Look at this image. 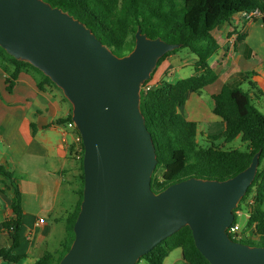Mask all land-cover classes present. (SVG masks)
I'll return each mask as SVG.
<instances>
[{"label": "water", "instance_id": "95a60500", "mask_svg": "<svg viewBox=\"0 0 264 264\" xmlns=\"http://www.w3.org/2000/svg\"><path fill=\"white\" fill-rule=\"evenodd\" d=\"M0 47L62 90L83 142V200L59 264H136L184 227L210 264H264V246L227 232L260 152L227 180L190 178L152 190L158 160L141 91L159 60L180 45L138 28L134 49L118 57L83 22L44 0H0Z\"/></svg>", "mask_w": 264, "mask_h": 264}, {"label": "trees", "instance_id": "16d2710c", "mask_svg": "<svg viewBox=\"0 0 264 264\" xmlns=\"http://www.w3.org/2000/svg\"><path fill=\"white\" fill-rule=\"evenodd\" d=\"M53 7L62 9L90 28L97 38L115 55L122 57L135 46L138 28L149 38H161L169 44L180 45L179 49L162 57L157 68L169 55L180 49H187L197 58L194 74L174 83L160 82L154 88L146 86L141 91V112L145 117L157 154V166L152 175L151 187L159 193L169 186L190 178L224 181L245 170L254 155L260 152V164L254 182L241 202L249 213L245 230L254 228L253 238L242 232L243 238L233 240L250 246H264V114L253 104L252 92L256 90L251 74L241 76L249 83L244 90L240 85L223 84L221 90L210 97V109L223 125L219 134L207 135L201 145L199 123L188 120L181 112L189 93L201 94L215 83L219 74L212 69L209 60L217 53L220 44L213 31L225 23H231L237 14L259 10L260 16L248 20L246 31L238 34L235 43L243 42L254 25L264 29L263 0H44ZM0 67L7 74L8 90L11 91L21 72H31L38 76L39 89L49 85L62 94V90L52 80L32 64L20 61L0 47ZM256 95L258 94L254 91ZM65 101L69 102L63 95ZM70 104V102H69ZM71 114L62 121L72 122ZM77 148L72 146L71 155L76 157L79 173L75 177L73 193L76 204L66 219V235L55 252H46L34 264H59L69 251L74 238V225L80 212L84 190L83 156L84 146L78 130ZM240 138L244 149H225V145ZM221 141L220 144L217 142ZM79 150V151H78ZM79 156V158H77ZM0 176L13 190L11 217L0 224V237L7 233L11 245H2L0 259L6 264H17L24 256L14 252L21 240V225L24 214L22 193L15 182V176L0 165ZM240 202V204H241ZM252 202V204H249ZM240 204L234 210L240 211ZM259 242L256 244L255 241ZM181 249L185 264H210L196 248L189 227L163 240L136 264H164L169 254Z\"/></svg>", "mask_w": 264, "mask_h": 264}, {"label": "crops", "instance_id": "0c3cea01", "mask_svg": "<svg viewBox=\"0 0 264 264\" xmlns=\"http://www.w3.org/2000/svg\"><path fill=\"white\" fill-rule=\"evenodd\" d=\"M247 23L243 14H239L231 23L213 31L220 48L216 53V64L211 67L219 78L205 88L209 98L225 83L239 85L245 82L242 74L261 76L252 69L253 64L246 67L243 60L244 57L248 61L257 60L258 53H254L250 40L258 25L249 30L243 42L235 43L238 34L246 31ZM196 62L195 56L183 59L178 52L169 55L157 68L152 82L174 83L180 80L177 76L181 72L190 66L194 68ZM260 65H264V59L260 60ZM38 79L31 72H21L9 91L7 74L0 67V165L15 176L24 209L21 240L14 252L25 258L17 264H34L46 252H55L59 248L66 235V219L76 204L73 199L61 198L64 191L73 193L69 175L76 165L71 150L72 146L77 148V135L62 123L71 114V106L56 88L46 85L39 89ZM253 82L258 94L253 91L252 97L259 100V95L264 93L258 80ZM205 99L202 93H189L181 112L188 120L206 123L209 130L206 135L219 134L223 130L222 122L212 114ZM0 180H4L2 176ZM12 197L9 184L0 183V224L11 217ZM246 233L247 237L253 238L254 228ZM2 245H11L6 232L0 237V248ZM180 259L183 261L182 253ZM0 264L6 263L0 259Z\"/></svg>", "mask_w": 264, "mask_h": 264}, {"label": "rangeland", "instance_id": "374dc122", "mask_svg": "<svg viewBox=\"0 0 264 264\" xmlns=\"http://www.w3.org/2000/svg\"><path fill=\"white\" fill-rule=\"evenodd\" d=\"M237 15H239V14H237ZM256 28L257 29L254 30L255 33H254L253 37L251 38L250 43H251V46L254 48V53H258L257 54V60L254 62L253 60L252 61L245 60L244 56H243L244 58L243 57L242 58L244 61H246V67H251V64H253L254 68H252V69H254L255 73H258L261 75V76H255V74H251L250 77H251V81L258 80L259 86L264 93V65H260V60L264 59V29L260 25H258V27H256ZM178 53H179V56H181L183 59L187 56H192V57L194 56L187 49H180L178 51ZM217 59H218L217 54L213 55L211 57V59L209 60V64L210 65L216 64ZM255 67H256V69H255ZM192 73H194V68L192 66H190V67L186 68L185 71L181 72L179 74V76H177V77H179L178 79L187 78V77H190V75ZM240 87H242L244 90H247L249 88V83L247 81H245L240 85ZM202 96L206 98L205 101L208 104V106H210L211 101H210V98L208 96V89H204L202 91ZM253 104L257 107V109L261 113L264 114V95H259V100L254 98ZM199 130L201 133L202 132L206 133V134L209 133L207 124L203 123V122L199 123ZM206 134L205 135H201V134L199 135L198 141L201 145H204L206 143V137H207ZM220 143H221V141L217 142V144H220ZM224 148L227 150L244 149V144L241 142V139L238 138L232 142L227 143ZM73 159L75 160L76 165H75V168L73 169L72 174L69 175L70 176L69 178L72 181L73 186H74L75 185V177L74 176H77L79 173V164H78V161L76 160V157H73ZM61 198L64 200L70 199L71 201H72V199L75 201L77 200V197L74 196V194L71 193V191H64ZM240 211L241 212H238L236 214V219H237L239 226L241 227L242 232H244V230L246 228L247 219H248V217H246V213H247L248 209H247L244 202H241V204H240ZM255 243L259 244L258 240L255 241ZM53 245H56V243L54 242ZM180 258H181V249H175L174 251H172L169 254V258L167 260H165L164 264H185Z\"/></svg>", "mask_w": 264, "mask_h": 264}, {"label": "built area", "instance_id": "2783aa9c", "mask_svg": "<svg viewBox=\"0 0 264 264\" xmlns=\"http://www.w3.org/2000/svg\"><path fill=\"white\" fill-rule=\"evenodd\" d=\"M243 16H244L245 20L248 21L254 17L260 16V12L257 9L255 11H252L251 13H245V14H243ZM155 85L156 84H154L153 82H150L149 84H147L146 88L151 89V88H154ZM67 128L70 130H73V131H75L77 129L76 125L73 121L67 124ZM77 158H79V156H77ZM249 204H252V202H250ZM246 216L249 217L248 212L246 213ZM227 232L232 239H234V238L242 239L243 238L242 230H241V227L239 226V224L232 225L227 230Z\"/></svg>", "mask_w": 264, "mask_h": 264}]
</instances>
